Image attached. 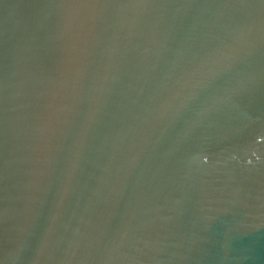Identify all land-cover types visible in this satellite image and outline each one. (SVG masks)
<instances>
[{
  "label": "water",
  "instance_id": "obj_1",
  "mask_svg": "<svg viewBox=\"0 0 264 264\" xmlns=\"http://www.w3.org/2000/svg\"><path fill=\"white\" fill-rule=\"evenodd\" d=\"M0 264H264V0H0Z\"/></svg>",
  "mask_w": 264,
  "mask_h": 264
}]
</instances>
